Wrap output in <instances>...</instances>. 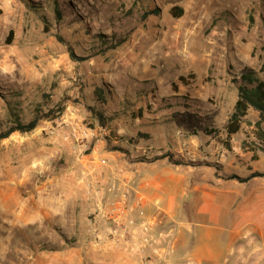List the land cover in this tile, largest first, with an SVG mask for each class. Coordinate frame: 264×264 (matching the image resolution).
Returning a JSON list of instances; mask_svg holds the SVG:
<instances>
[{"label":"rangeland","instance_id":"1","mask_svg":"<svg viewBox=\"0 0 264 264\" xmlns=\"http://www.w3.org/2000/svg\"><path fill=\"white\" fill-rule=\"evenodd\" d=\"M58 2L60 18L51 0H0V133L17 121L38 117L33 130H16L0 139V264H29L20 249L36 255L56 248L52 241L15 242L16 256L8 253L6 235L16 229L11 223L22 214L36 212L26 186L58 170H85L84 160L93 147L91 131L101 133L103 126L102 138H114V127L122 123L115 113L119 110L99 104L98 89L117 98L130 96V113H136L132 105L139 97L151 107L175 92L190 106L200 101L215 105L209 116L221 122L231 110L240 73L246 68L258 71L264 60V0ZM173 6L183 10L177 18L170 14ZM180 76L185 77L183 83ZM97 111L105 125L99 124ZM255 120L251 111L246 121ZM247 126L242 132L249 145L253 139ZM73 131L84 145L79 149L74 147ZM199 134L196 127L186 135V140H193L189 153L183 151L190 159H196L191 149L197 152ZM64 138L70 160L60 140ZM263 163L264 159L257 166ZM82 181L85 191L88 184ZM158 222L156 218L152 235L160 246L165 229Z\"/></svg>","mask_w":264,"mask_h":264},{"label":"crops","instance_id":"2","mask_svg":"<svg viewBox=\"0 0 264 264\" xmlns=\"http://www.w3.org/2000/svg\"><path fill=\"white\" fill-rule=\"evenodd\" d=\"M105 95L103 107L118 108L115 113L122 121L114 127V138L103 139L96 130L89 133L93 147L84 160L85 170H58L26 186L36 212L28 217L22 212L20 220L11 223L16 229L6 235L8 253L19 256L15 242L52 241V251L18 252L30 259L29 264H264V176L246 182L226 178L264 173V163L257 166L264 153L255 152L254 159V152L243 145V127L253 129L254 121H246L253 110L240 130L226 137L224 128L237 93L221 122L209 116L215 105L200 101L190 106L175 92L151 107L139 97L132 105L136 113L129 112L130 96ZM189 110L208 115L199 117ZM196 127L197 152L191 149L196 159H190L186 154L193 140H186V135ZM60 140L70 160L69 142ZM83 179L88 184L85 191ZM124 190H129L127 219L139 224L157 218L163 225L160 246L140 253L121 239L102 240L108 226L103 210Z\"/></svg>","mask_w":264,"mask_h":264},{"label":"trees","instance_id":"3","mask_svg":"<svg viewBox=\"0 0 264 264\" xmlns=\"http://www.w3.org/2000/svg\"><path fill=\"white\" fill-rule=\"evenodd\" d=\"M53 5V12L57 18L61 17V11L59 9V0H51ZM175 10L177 11L175 13ZM182 9L176 6H173L170 9V14L173 17H179L182 14ZM6 40H9L8 38ZM72 58L76 56L73 52L70 53ZM82 58V57H78ZM180 82H184L185 77L180 76L178 78ZM237 85V99L233 105L232 112L230 113L226 124L225 131L227 136L238 132L241 128L242 123L245 121V117L248 114L249 110L256 111L258 113L257 119L252 123V136L253 140L249 143L243 142V145L247 146V148L254 152L252 156L254 159L256 158L255 152L260 151L264 153V60L258 71H254L253 69H244L243 72L239 75V81ZM97 101L99 104L103 105L105 103L106 96L105 92L102 88L97 91ZM96 114L99 117V124L105 125V120L101 112L97 111ZM46 116V115H45ZM38 117L33 118L27 123H21L17 121L16 125L12 128H9L4 133H0V139L6 138L10 133L14 131H19L22 133L29 132L33 130L37 125ZM249 123V122H248ZM250 124V123H249ZM223 144L227 147V141H222ZM264 173L260 172H252L247 177H239L235 174L228 175L227 179H234L239 182H246L253 177H262Z\"/></svg>","mask_w":264,"mask_h":264},{"label":"built area","instance_id":"4","mask_svg":"<svg viewBox=\"0 0 264 264\" xmlns=\"http://www.w3.org/2000/svg\"><path fill=\"white\" fill-rule=\"evenodd\" d=\"M100 131L105 134L104 128H101ZM72 136L74 141L73 143H75L74 147H78L79 149V147L84 146L83 144L79 145L78 142L81 141V138L79 135L75 134V131H73ZM101 162L103 164L105 163L103 160ZM128 199L129 190H124L117 199L109 204V207H106L103 210L108 226L106 227V236L103 237L102 240L105 239L117 243L120 242L121 239L126 244L134 247L137 252L143 253L145 248H155L159 243V240L152 235L155 220L142 221L137 224L134 220L127 219L125 217V208Z\"/></svg>","mask_w":264,"mask_h":264}]
</instances>
